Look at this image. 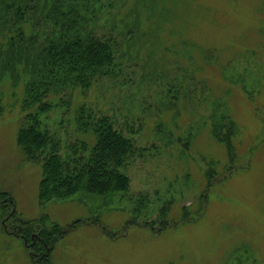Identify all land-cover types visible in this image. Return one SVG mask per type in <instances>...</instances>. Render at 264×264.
Masks as SVG:
<instances>
[{
  "label": "rangeland",
  "instance_id": "rangeland-1",
  "mask_svg": "<svg viewBox=\"0 0 264 264\" xmlns=\"http://www.w3.org/2000/svg\"><path fill=\"white\" fill-rule=\"evenodd\" d=\"M5 2L0 264H264V0H104L87 29L114 42L115 66L84 95L134 141L129 190L46 204L43 157L27 161L17 145L19 64L1 44L16 14ZM228 115L233 152L213 133L227 134ZM47 117L64 146L76 141L69 114ZM43 220L63 233L51 251L31 247Z\"/></svg>",
  "mask_w": 264,
  "mask_h": 264
},
{
  "label": "trees",
  "instance_id": "trees-1",
  "mask_svg": "<svg viewBox=\"0 0 264 264\" xmlns=\"http://www.w3.org/2000/svg\"><path fill=\"white\" fill-rule=\"evenodd\" d=\"M29 1L6 0L1 7L4 15L10 9L16 14L12 35L5 33L1 44L5 55L10 54L19 64L16 77L22 94V121L17 145L27 161L37 162L43 157L40 199L46 204L81 194L122 196L130 186L122 169L137 152L134 141L118 131L108 116H94L84 95L95 81L112 75L115 66L114 42L87 29L88 21L96 23L101 11L111 5L104 0H45V4L50 2L45 8ZM67 92L70 95L63 94ZM54 111L70 115L75 142L64 146L51 131L47 116ZM224 122L221 127L227 126V134L217 126L214 137L233 152L232 139L236 136L232 135L238 128L229 115ZM211 186L210 181L206 191ZM194 219L187 217L189 222ZM45 222L35 229L37 244L31 247L51 251L57 235L63 233L57 225L48 229Z\"/></svg>",
  "mask_w": 264,
  "mask_h": 264
}]
</instances>
